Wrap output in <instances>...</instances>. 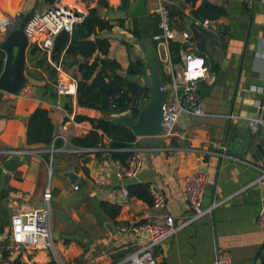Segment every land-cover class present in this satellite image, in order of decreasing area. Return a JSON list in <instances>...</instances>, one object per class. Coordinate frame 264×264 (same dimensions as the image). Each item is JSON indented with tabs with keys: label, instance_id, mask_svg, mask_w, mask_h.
Masks as SVG:
<instances>
[{
	"label": "crops",
	"instance_id": "0c3cea01",
	"mask_svg": "<svg viewBox=\"0 0 264 264\" xmlns=\"http://www.w3.org/2000/svg\"><path fill=\"white\" fill-rule=\"evenodd\" d=\"M36 1V11L50 5L44 0H0V15L14 18L16 27ZM72 1L81 7L86 4L87 10L98 7L100 17L114 22L124 20L123 26L115 25L110 31L101 32V36L110 41L108 55L121 65L123 73H119L131 82L149 88L147 76H127L125 70L130 58H141L145 67L148 66L146 51L148 44L152 45V39L155 66L164 76L166 96L173 98L171 73L163 68L162 59L170 58L175 73L182 65L181 54L180 61L175 62L169 43L150 39L141 31V36L133 35L135 18L118 9L120 0H104L108 4L106 8L98 6V0L69 2ZM133 1L130 0V5ZM202 1L145 0L148 16L158 14L159 4L165 6L168 15L171 14V26L190 33V44H186V48L208 58L210 66L217 68L211 70L208 65L210 76L197 85L205 100L206 116L180 113L173 135L163 132L135 137L130 146L140 147L142 158V167L135 177L118 175L119 164H123L129 152L110 146L111 139L101 131L98 132L102 141L97 147H91L93 150L81 153L56 151L51 160L47 153L41 156L42 159L26 155L22 165L12 172L2 168L6 157L0 156V243L10 236L13 210L22 203L34 208L45 205L46 189L49 191L50 215L53 214L52 225L49 215L52 245L41 244L15 252L12 257L15 264H57L48 249L54 248V241L64 264H86L89 260H93V264H114L137 250L146 239V231L132 230L134 226L164 215H172L179 228L167 241L154 248L157 264H210L217 249L230 252L231 260L227 264H264L259 253L263 233L256 225L258 211L264 206V180H258L260 169L264 168V154L256 158L249 153L238 154L225 138L227 128L230 135L236 124H249L250 120L264 118V95L261 93L264 88V0H254L250 8L241 0H208L225 9V14L212 19L225 35L219 50L208 35L200 39L191 32V25L198 20L191 11ZM159 28L160 32L154 35L161 33L160 23ZM5 35L0 32V42ZM31 45L35 44L28 43L26 68L30 64V68L40 72V79L51 81V85L48 91H38L35 87L45 81L30 79L17 95L0 90V148H46L43 144L26 142L28 116L38 107L49 111L54 148H69L74 145V138L83 137L93 129L89 121L77 120L76 116L95 119L108 116L100 110L78 106L76 96H70L68 106L71 108L66 110L64 96L57 93L56 97L51 96L56 91L54 81L49 80L41 68L31 65L28 53ZM50 55H46L47 61L58 78L56 65L63 67L53 63ZM32 56L35 59L36 54ZM148 93L150 99V91ZM137 98L131 101L132 106ZM125 113L130 112L115 115ZM229 114H232L231 118L226 117ZM65 117L68 120H64ZM260 126L264 131V124ZM222 145L237 159L219 155ZM197 173L205 174L207 185L213 187L211 201L226 197L228 200L212 213L183 225L192 213L182 195L184 179ZM68 174H72L74 180ZM132 184L147 185L149 192L153 187L160 189L165 206L154 207L152 196L148 203L136 196L123 195L122 189H128ZM102 205H106V210ZM116 206L118 212H115ZM60 211L66 214L65 219L59 215Z\"/></svg>",
	"mask_w": 264,
	"mask_h": 264
},
{
	"label": "built area",
	"instance_id": "2783aa9c",
	"mask_svg": "<svg viewBox=\"0 0 264 264\" xmlns=\"http://www.w3.org/2000/svg\"><path fill=\"white\" fill-rule=\"evenodd\" d=\"M242 3L250 8L254 0H241ZM75 12L85 15V8L76 2H68L65 0H54L47 8L36 11L26 23L24 32L30 43L35 44L41 51L49 55L52 51L55 35L61 31L71 33L73 25L82 20L81 16H76ZM156 12L160 16L161 33L154 35L155 40L179 41L182 44H190V33L188 31H178L171 26L168 11L162 4H159ZM14 18L7 15H0V32L7 33L14 27ZM200 27L212 40L217 50L222 49L223 29L215 21L209 18L196 20L195 23ZM182 65L178 71L173 73L172 65L169 57L162 59L163 68L171 73L173 98L165 99L162 107V133L173 135L175 123L180 113L187 116H206L205 100L199 94L197 85L200 81L210 76V70L206 64L205 58L197 55L192 48H186L181 53ZM58 70V78L55 82L56 93L59 96H75L77 91V79L56 65ZM264 95V88L261 89ZM149 100V96L140 93L134 103V107L141 108ZM258 104L262 106L261 101ZM231 118L232 114L226 115ZM264 124V118L259 117L249 121V125L253 128ZM129 152L123 164H119L118 175L120 177H135L141 167V149L137 146L123 148ZM93 148H83L70 145L67 147L54 148L51 145L45 149L40 148H21V149H1L0 156L9 157L13 155H34L42 159V155L47 153L50 156L56 151L81 153ZM219 155L226 156L231 159H237L234 155L227 152L226 146L222 145ZM5 158V159H6ZM51 164V163H49ZM258 180H264V168L260 169ZM207 186V177L205 174L197 173L195 175L186 176L182 187V195L185 203L189 207V217L184 221L188 224L202 216L212 213V211L222 205L228 198H221L217 201H211L206 207H203V198ZM122 193L128 196L127 188L122 189ZM152 196V204L154 207L163 208L165 206V197L162 191L156 187L150 188ZM45 205L41 207H31L26 203H22L13 210L10 219V236L7 240L0 243V264H9L12 261L15 252L35 248L41 244L51 246L53 242L51 229L49 226V191L46 189L44 194ZM256 225L263 233V241L259 249L260 257L264 263V206H262L256 217ZM137 228L146 231V239L143 244L125 259L114 264H157L156 257L153 253L155 247L167 241L179 228L174 221L172 215L158 216L154 220L134 226L132 230ZM231 260V254L228 250L217 249L213 260L210 264H227ZM86 264H93V260H89Z\"/></svg>",
	"mask_w": 264,
	"mask_h": 264
},
{
	"label": "trees",
	"instance_id": "16d2710c",
	"mask_svg": "<svg viewBox=\"0 0 264 264\" xmlns=\"http://www.w3.org/2000/svg\"><path fill=\"white\" fill-rule=\"evenodd\" d=\"M44 1L51 4L54 0ZM97 5L104 8L108 6L104 0H98ZM130 6V0H120L118 9L126 12ZM223 14H225L224 7L213 4L208 0H203L198 8L191 11V15L198 20L203 18L216 19ZM148 17L153 28V33L145 34L151 39L154 34L160 32V17L155 13L150 14ZM170 17L171 14L169 12V20ZM133 20L131 31L133 35L139 37L142 33L138 30L136 19ZM123 21V19H118L114 22L110 19L100 17L98 7L88 8L87 14L84 15L82 20L73 25L71 33L61 30L55 35L50 53V59L53 63H59L65 71H70L77 79L75 96L78 106L100 110L108 118L126 111L136 117L140 109L132 106L131 101L137 98L140 93H145L149 96L148 92L150 91L149 87L140 86L131 82L125 75H121L119 73V70L122 69L121 65L108 55L110 41L107 37H102L101 32L110 31L115 25L123 26ZM190 28L192 34L200 39H203L204 35L207 36L194 22ZM151 42L154 50V41L152 39ZM186 47V44H182L179 41H169L170 53L175 62L180 61L181 51L185 50ZM28 53L31 56L30 61L32 62V66L46 70L49 74V80L55 82L56 71L47 61V54L41 51L36 45H31ZM32 54H36L35 59ZM4 61L5 53L0 47V73L3 69ZM205 61L211 70H216V65L210 66L208 58L205 57ZM145 66L146 64L141 58H130L125 70L126 75L147 76ZM156 69L161 74L163 80L164 76L162 71L157 66ZM48 85L50 84L46 82L41 86L44 92L49 87ZM51 96L56 97V91ZM64 98L67 101L64 107L66 110H70L71 107L68 106L70 96H64ZM108 118L95 119L88 116H76L77 120L89 121L93 129L83 137L74 138L72 144L88 148L97 147L102 141V135L98 132L101 131L111 139L110 146L120 148L129 147L136 136L129 128L113 124ZM53 136V125L48 109L36 108L28 116L26 129L27 144H43L48 147L53 141ZM128 191L131 196H136L148 203L151 202L149 186L147 185L132 184L129 185ZM102 206L106 210V205ZM118 210L119 207L116 206L115 212H118ZM9 264H15V262L11 261Z\"/></svg>",
	"mask_w": 264,
	"mask_h": 264
},
{
	"label": "water",
	"instance_id": "95a60500",
	"mask_svg": "<svg viewBox=\"0 0 264 264\" xmlns=\"http://www.w3.org/2000/svg\"><path fill=\"white\" fill-rule=\"evenodd\" d=\"M38 9L36 1L21 17L18 25L11 29L0 42V47L5 53L3 69L0 73V90L17 95L20 89L25 86L29 78L25 73L26 68V49L28 47V38L24 32L26 23ZM76 16L83 17L84 14L75 12ZM128 17H133L137 21L138 30L142 33H152L153 28L148 17V11L145 0H134L132 5L126 11ZM191 21H189L190 23ZM148 66L146 75L150 84V99L140 108L136 117L131 113L114 115L109 121L116 125H122L129 128L135 136H152L162 133V107L166 99V89L161 74L157 71L152 54V45L148 44L146 51ZM120 73H123L121 70ZM64 120H68L67 117ZM227 128L225 138L229 141L230 147L238 154L249 153L252 158L264 154V131L259 125L253 128L249 124H236L232 128V133L228 135ZM25 158L21 155L7 157L2 168L12 172L22 165ZM69 178L74 180L72 174ZM213 187L206 186L203 198V207H206L212 200ZM62 219L66 214L59 212Z\"/></svg>",
	"mask_w": 264,
	"mask_h": 264
},
{
	"label": "rangeland",
	"instance_id": "374dc122",
	"mask_svg": "<svg viewBox=\"0 0 264 264\" xmlns=\"http://www.w3.org/2000/svg\"><path fill=\"white\" fill-rule=\"evenodd\" d=\"M65 1H71V0H65ZM84 8H85V11L87 10V5L86 4H84V6H83ZM13 28H15V27H13ZM13 28H11V29H13ZM10 29V30H11ZM9 30V31H10ZM8 31V32H9ZM7 32V33H8ZM6 33V34H7ZM6 36V35H5ZM28 65V64H27ZM32 65V64H31ZM45 74H46V77L48 78L49 77V74H48V72L46 71V70H44L43 68L41 69ZM25 73H26V75L28 76V78H29V81H30V79H36V80H43V81H45V83L47 82L45 79H40L41 78V74H40V72H38V71H36V70H34V69H32V68H30V64H29V66L27 67V68H25ZM69 74H71V73H69ZM49 79V78H48ZM56 79H57V75H56ZM56 82V81H55ZM55 82H54V84H55ZM49 83V82H48ZM50 85H51V81H50V83H49ZM44 84H41V85H37L36 87H35V89L36 90H38V91H41V86H43ZM49 86V85H48ZM55 86V85H54ZM48 89H49V87L46 89V91H48ZM166 92H168V91H166ZM168 99V97L166 96V100ZM50 168V167H49ZM51 177V174H49V176H48V178H50ZM55 215V217H56V214H54ZM51 225H52V218H53V214L51 213ZM49 249V253H50V256H51V258L57 263V264H64V262H63V260H62V258H61V256H60V254H59V251H58V249L56 248V243H55V241H54V248L52 249L51 247H49L48 248Z\"/></svg>",
	"mask_w": 264,
	"mask_h": 264
}]
</instances>
